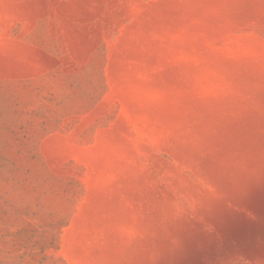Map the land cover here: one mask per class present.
<instances>
[{
  "label": "rangeland",
  "instance_id": "1",
  "mask_svg": "<svg viewBox=\"0 0 264 264\" xmlns=\"http://www.w3.org/2000/svg\"><path fill=\"white\" fill-rule=\"evenodd\" d=\"M0 264H264V0H0Z\"/></svg>",
  "mask_w": 264,
  "mask_h": 264
}]
</instances>
